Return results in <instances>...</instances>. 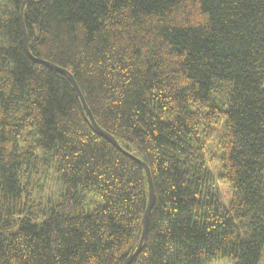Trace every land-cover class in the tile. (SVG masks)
Returning <instances> with one entry per match:
<instances>
[{"label": "trees", "instance_id": "1", "mask_svg": "<svg viewBox=\"0 0 264 264\" xmlns=\"http://www.w3.org/2000/svg\"><path fill=\"white\" fill-rule=\"evenodd\" d=\"M23 1L0 0V264H126L146 173L27 55ZM23 23L151 172L132 264H264V0H32Z\"/></svg>", "mask_w": 264, "mask_h": 264}, {"label": "water", "instance_id": "2", "mask_svg": "<svg viewBox=\"0 0 264 264\" xmlns=\"http://www.w3.org/2000/svg\"><path fill=\"white\" fill-rule=\"evenodd\" d=\"M29 2H32V0H24L23 3H22V6H21V9H20V19H21V22H22V28H23V43H24V47H25V51L27 53V55L31 58V60L35 63H38V64H41V65H44L46 66L47 68L57 72V73H60V74H63L65 76H67L69 78V80L71 81L78 97L80 98L82 104H83V113L85 115L88 116V119L92 125V127L95 129V131L100 134L102 137H104L107 141L111 142L115 148L121 152L122 154H124L125 156L129 157L130 159H132L133 161H135L138 165H140L143 170L145 171L146 173V177H147V183H148V187H149V201H148V204H147V207H146V210H145V213H144V216H143V230L141 232V236H140V239H139V243H138V246H137V250L134 254H132L129 259L127 260L126 264H132L133 260L140 254L141 250H142V246H143V241L147 235V232H148V222H149V216L151 214V211H152V208L155 204V193H154V186H153V180H152V175H151V172L148 168V166L142 162L141 160L129 155L127 152H125L124 150H122L120 148V146L118 145V143L116 142V140L112 137V136H109L105 133H102L98 127H97V124L94 120V118L91 116V113L85 103V100L83 98V95L80 91V89L78 88V85L75 81V79L73 78V76L68 72L66 71L65 69H61L55 65H52L48 62H45V61H38L36 60L30 53V49H29V39H28V35L26 33V28H25V25L23 23V10H24V7L27 3Z\"/></svg>", "mask_w": 264, "mask_h": 264}, {"label": "rangeland", "instance_id": "3", "mask_svg": "<svg viewBox=\"0 0 264 264\" xmlns=\"http://www.w3.org/2000/svg\"><path fill=\"white\" fill-rule=\"evenodd\" d=\"M215 164L217 165V163H215ZM56 183H57V181H56ZM55 190H56V188L54 186H51L49 190L45 189L44 192L37 191L36 192L37 201L40 203H42V202L44 203V202H47L48 199H51V200L55 199L56 200L58 198V195L56 197H52L50 195ZM229 196H230V194H229V190H228L227 185L220 182L219 183V200H220L221 204L227 206ZM90 200H91V202H94L95 204H99V205L102 204V201L99 198L91 197ZM91 210H92V207L87 208V211H91ZM212 264H230V263L228 261H220V262H216V263H212Z\"/></svg>", "mask_w": 264, "mask_h": 264}, {"label": "bare ground", "instance_id": "4", "mask_svg": "<svg viewBox=\"0 0 264 264\" xmlns=\"http://www.w3.org/2000/svg\"><path fill=\"white\" fill-rule=\"evenodd\" d=\"M28 39H29V37H28Z\"/></svg>", "mask_w": 264, "mask_h": 264}]
</instances>
